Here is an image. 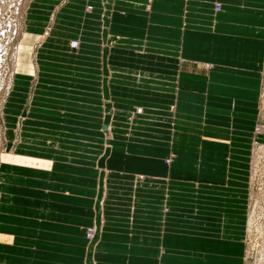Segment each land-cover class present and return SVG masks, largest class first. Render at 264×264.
Returning a JSON list of instances; mask_svg holds the SVG:
<instances>
[{"label": "crops", "instance_id": "crops-1", "mask_svg": "<svg viewBox=\"0 0 264 264\" xmlns=\"http://www.w3.org/2000/svg\"><path fill=\"white\" fill-rule=\"evenodd\" d=\"M25 28L1 110L21 158L0 160V264H242L264 0H33Z\"/></svg>", "mask_w": 264, "mask_h": 264}, {"label": "rangeland", "instance_id": "rangeland-1", "mask_svg": "<svg viewBox=\"0 0 264 264\" xmlns=\"http://www.w3.org/2000/svg\"><path fill=\"white\" fill-rule=\"evenodd\" d=\"M0 8L2 11L7 12L10 10V12H16L15 14L10 15V18L4 20L7 21L6 25L10 27L11 29H17L19 31L18 35L11 39V34H8L7 36L4 35L3 38H0V160L4 158V156H15L13 152V149H15V144L19 142V136L17 129L14 132V128L11 127V131H9L8 134H5V131L7 130L6 127H4L5 123L1 119V110L3 109L4 99L8 96L11 85H12V74L14 72V62H13V53L14 50L17 47L18 43L20 42L22 35L27 34L26 28H25V22H26V15L28 8L30 6V2L33 0H1ZM13 5L12 9H9V5ZM87 6V5H86ZM90 7H87L86 10H89ZM9 30V31H10ZM46 36V35H41ZM77 42L72 41L69 42L70 48L73 49V44H76ZM76 48V47H75ZM264 51V50H263ZM20 59V58H19ZM262 68L260 72V88H259V96L257 99V107H256V114L254 123L255 126L253 127V132L249 135L248 142L245 147H242L240 150L241 152H245L242 156L239 155L238 164L240 167V172L238 175H235L237 179V187L239 190H241L242 199L238 203L239 210H241V216L243 218V224L246 217L245 226L243 229V242H242V250L244 253L242 264H264V55H263V62H262ZM31 73L29 70L26 72V75H30ZM31 76V75H30ZM11 81V82H10ZM34 81V80H32ZM31 83H30V90H31ZM10 87V88H9ZM9 89V90H8ZM6 96V97H5ZM28 100L23 104V108L21 112L18 115V122L20 123L21 120H23L26 112V108L28 106ZM137 110L134 112V114H140L141 109L139 107H136ZM114 114V113H113ZM112 115V112H111ZM109 115V117H111ZM115 115V114H114ZM16 121V119L14 118ZM108 119H106L107 121ZM131 118L128 115L127 118L119 121V125L121 128V131L124 135L130 133L132 135V131L135 132L137 126H142V124L132 125V122H130ZM108 124V123H107ZM123 124V126H122ZM19 128V127H16ZM59 129V128H58ZM54 131V137L57 140H66V137L57 135L58 130L53 129ZM103 130V136L104 138L109 137L110 133L107 128V126L102 128ZM62 131H67L62 129ZM137 131V130H136ZM14 132V133H11ZM140 133L139 131H137ZM66 135V132H64ZM8 136V140H6ZM93 136V135H92ZM92 136H89V138H93ZM130 135H127L124 137L127 138ZM11 143H8L9 139H11ZM100 147L102 148V153H100L99 156V164L102 165V163L105 160L106 153L108 154L111 150L110 144H106L101 142ZM95 149V148H94ZM13 152V153H12ZM173 153H169L168 162H170L171 157H173ZM17 157L21 158L17 155ZM244 158V161L241 162V160ZM167 159V158H166ZM165 160V159H164ZM91 164V163H90ZM2 174L0 173V181H2ZM136 180H140V177H136ZM1 184V183H0ZM194 187L195 184H193ZM1 193V191H0ZM91 225H87V227H84V239L87 240V243H92L95 238H97L98 233H102V229L100 227H96L95 224L91 229H93L90 237L88 238L86 236V233L88 231V228H90ZM143 255V254H142Z\"/></svg>", "mask_w": 264, "mask_h": 264}, {"label": "built area", "instance_id": "built-area-1", "mask_svg": "<svg viewBox=\"0 0 264 264\" xmlns=\"http://www.w3.org/2000/svg\"><path fill=\"white\" fill-rule=\"evenodd\" d=\"M1 2L2 1L0 0V3ZM13 5L14 4L9 5V9H12ZM15 13H16L15 11L14 12H10V10H8L7 12L2 11V9L0 8V38H3L4 35L7 36L8 34H11V39H13V38H15L18 35L19 31L17 29H11L10 30V27L6 25L7 21L4 22L5 19L7 20L8 17L10 18V15L15 14ZM92 231H93V229H91V227L88 228V231L86 233V236L88 238L90 237L91 234H93Z\"/></svg>", "mask_w": 264, "mask_h": 264}, {"label": "bare ground", "instance_id": "bare-ground-1", "mask_svg": "<svg viewBox=\"0 0 264 264\" xmlns=\"http://www.w3.org/2000/svg\"><path fill=\"white\" fill-rule=\"evenodd\" d=\"M23 36H24V35H22V37H23ZM42 38H43V37H42ZM42 38H41V39H42ZM21 39H22V38H21ZM39 41H40V40H39ZM18 44H19V43H18ZM39 45H40V44H39ZM17 47H18V45H17ZM35 47H36V46H35ZM37 47H38V46H37ZM75 47H76V48H75ZM78 47H79L78 42H77L76 44H73V49H74V50H77ZM36 49H37V48H36ZM18 51H19V47L16 48V49L14 50V53H13V57H14L13 62H14V66H15V67H16V64H17L16 61L18 60ZM15 67H14V68H15ZM14 78H15V76H14V72H13V74H12V80H11V81H12V84H13ZM11 81H10V82H11ZM9 88H10V87H9ZM11 88H12V85H11ZM11 88H10V90H11ZM8 90H9V89H8ZM11 91H12V90H11ZM9 92H10V91H9ZM9 95H10V94H8V96H9ZM8 96H7V97L5 96L6 98L3 100V101H4V104H3L4 106H6V105H5V102H7V100H8ZM4 106H3V107H4Z\"/></svg>", "mask_w": 264, "mask_h": 264}]
</instances>
